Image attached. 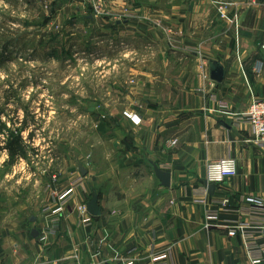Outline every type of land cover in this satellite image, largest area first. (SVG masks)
<instances>
[{
	"label": "crops",
	"instance_id": "1",
	"mask_svg": "<svg viewBox=\"0 0 264 264\" xmlns=\"http://www.w3.org/2000/svg\"><path fill=\"white\" fill-rule=\"evenodd\" d=\"M87 18L102 23L103 62H113L116 50L114 66L131 68L133 87L125 92L133 103L109 114L107 138L76 164L71 178H84L85 188L56 235L42 243L47 218L31 220L23 204L0 221V264H158L153 257L162 253L169 264H250L242 239L224 228L238 216L208 222L206 212L226 198L231 209L242 197L264 199V146L250 127H234L218 112L220 103L242 114L264 100V0H103L100 13ZM216 63L226 73L222 83L211 79ZM230 157L237 176L217 185L208 204L196 202L192 190L207 166ZM155 167L171 173L169 187ZM96 194L101 216L90 215L94 225L85 228L78 208Z\"/></svg>",
	"mask_w": 264,
	"mask_h": 264
},
{
	"label": "rangeland",
	"instance_id": "2",
	"mask_svg": "<svg viewBox=\"0 0 264 264\" xmlns=\"http://www.w3.org/2000/svg\"><path fill=\"white\" fill-rule=\"evenodd\" d=\"M93 13L69 0H0V221L17 205L31 220L55 206L53 192L69 187L76 164L107 138L109 114L133 103L125 92L131 68L115 67L116 50L103 62L102 23L87 18ZM11 134L21 137L26 158L10 160Z\"/></svg>",
	"mask_w": 264,
	"mask_h": 264
},
{
	"label": "built area",
	"instance_id": "3",
	"mask_svg": "<svg viewBox=\"0 0 264 264\" xmlns=\"http://www.w3.org/2000/svg\"><path fill=\"white\" fill-rule=\"evenodd\" d=\"M78 2L87 7L94 9L98 14L103 8V0H69ZM230 6L224 4L220 6L222 17L226 18V12ZM236 26L239 24L238 17L233 19ZM173 45L179 44L176 39L172 40ZM175 43V44H174ZM264 49V46H263ZM212 101L217 102V96H212ZM221 108L218 112L223 116L232 119L234 127L248 126L252 129L254 141L259 146H264V100L255 99L251 103L249 109L242 114L234 113L227 104L220 103ZM125 116L135 125H139L141 120L138 116L125 113ZM238 174V162L236 158H225L216 162H211L207 166L206 179L199 186L192 190V194L196 202L200 204H208L210 199L209 186L221 185L226 180L234 178ZM58 178L53 177L54 183ZM50 187V186H49ZM52 188V187H51ZM85 180L79 177L72 181L69 188L63 192L56 190L53 192L55 206H47L43 208L42 214L47 218V225L41 230L40 241L46 242L51 236L58 233L62 216L67 207L72 205L79 190H84ZM216 209H209L206 212L208 222H216L222 213H233L238 216L237 220L227 221L224 228L227 229L229 237H240L243 242L244 249L250 264H264V199L257 197H242L239 205L231 209L230 200L228 198L221 201L212 202ZM79 218L83 227L92 228L93 218L88 213L87 204H81L78 208ZM153 260L158 264H169L170 254L162 253L155 255ZM106 264V263H103ZM131 264V263H129Z\"/></svg>",
	"mask_w": 264,
	"mask_h": 264
},
{
	"label": "water",
	"instance_id": "4",
	"mask_svg": "<svg viewBox=\"0 0 264 264\" xmlns=\"http://www.w3.org/2000/svg\"><path fill=\"white\" fill-rule=\"evenodd\" d=\"M225 70L222 66L219 64H214L211 70V79L217 83H222L225 79ZM155 173L159 180H161L163 186L169 187L171 184V173L167 171H163L159 169L158 167H155ZM215 185L209 186V194L214 195L215 191ZM99 203V196L96 194L94 195L93 199L89 203L87 209L88 213L92 215L93 217H100L101 216V209L98 205ZM37 235V232H34V236Z\"/></svg>",
	"mask_w": 264,
	"mask_h": 264
},
{
	"label": "trees",
	"instance_id": "5",
	"mask_svg": "<svg viewBox=\"0 0 264 264\" xmlns=\"http://www.w3.org/2000/svg\"><path fill=\"white\" fill-rule=\"evenodd\" d=\"M6 149L12 162L20 158H26L27 148L20 136L10 135V139L6 144Z\"/></svg>",
	"mask_w": 264,
	"mask_h": 264
}]
</instances>
